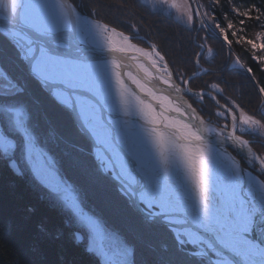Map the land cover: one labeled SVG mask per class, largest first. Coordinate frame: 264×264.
<instances>
[{
  "label": "snow or ice",
  "instance_id": "snow-or-ice-1",
  "mask_svg": "<svg viewBox=\"0 0 264 264\" xmlns=\"http://www.w3.org/2000/svg\"><path fill=\"white\" fill-rule=\"evenodd\" d=\"M220 2L145 0L195 33L186 56L169 60L135 23L120 30L97 7L0 0V163L51 195L98 264H136V245L87 208L96 185L116 190L140 233L168 241L158 264L175 255L264 264V153L253 147L264 113L258 119L225 95L222 78L202 80L218 70L203 66L219 55L215 41L251 74L232 50L246 43L264 71V7L227 0L234 23L217 12ZM247 21L261 29L255 39L240 34ZM249 79L264 97V84Z\"/></svg>",
  "mask_w": 264,
  "mask_h": 264
},
{
  "label": "trees",
  "instance_id": "trees-1",
  "mask_svg": "<svg viewBox=\"0 0 264 264\" xmlns=\"http://www.w3.org/2000/svg\"><path fill=\"white\" fill-rule=\"evenodd\" d=\"M77 3L97 7L101 17L120 30L127 32L129 22L135 23L140 30L139 35L159 45L169 60L184 58L189 38L194 35L173 18L149 10L139 0H77ZM233 3L241 6L242 10L252 3L264 7V0H233ZM229 7L227 0H221L216 10L220 13V8L227 11ZM260 31L254 22L247 26L245 36L250 39ZM229 38L235 39L231 35ZM213 47L219 55L212 65L203 66L218 70L202 80L222 78L220 82L225 95L233 96L245 110L260 118L262 104L252 81L242 70L229 68L224 45L215 41ZM246 47V43H234V53L244 64L253 68L255 80L264 84V71L252 61ZM202 80L195 81L193 86L202 87ZM64 123H68L66 117ZM255 140L254 149L264 152V144ZM67 174L78 180L76 173L70 171ZM32 185L27 174L19 175L0 163V264H98V260L85 251L82 242H75L76 230L70 224L69 216L47 198L44 190ZM85 204L103 218L110 230L120 233L136 245V264H158V253L168 241L159 233H140L135 213L111 185H102L100 191L97 186L89 188ZM172 260L174 264H190L181 255L172 256Z\"/></svg>",
  "mask_w": 264,
  "mask_h": 264
},
{
  "label": "rangeland",
  "instance_id": "rangeland-1",
  "mask_svg": "<svg viewBox=\"0 0 264 264\" xmlns=\"http://www.w3.org/2000/svg\"><path fill=\"white\" fill-rule=\"evenodd\" d=\"M139 2L142 4V5H144V6H146L149 10H152V6H151V4H146L145 3V0H139ZM221 10H220V12H222V11H225V10H223V8H220ZM229 9H230V7L227 9V11L226 12H229V14H230V16H229V18L230 19H232L233 18V16L231 15V13H230V11H229ZM153 11V10H152ZM255 14V13H254ZM178 15V14H177ZM219 18H221L222 19V17H219ZM174 19V18H173ZM262 19H264V17H262ZM175 20V19H174ZM176 21V20H175ZM177 22V21H176ZM255 21H247L246 22V24H247V26H249L250 24H252V23H254ZM179 23V22H178ZM180 25H182L181 23H179ZM183 26V25H182ZM223 26V25H222ZM236 27L237 28H239L240 27V25L239 24H237L236 25ZM246 31H247V28H246ZM245 31V32H246ZM245 32L244 33H240L241 35H245ZM258 33V32H257ZM256 33V34H257ZM256 34H255V36H253V38H250V39H255L256 38ZM247 50H249V54L251 55V48H250V46L249 45H247ZM233 50V49H232ZM233 52H234V50H233ZM259 54H261V53H258V55ZM235 57H239L236 53H235ZM235 57H233L232 59H235ZM250 58H251V56H250ZM240 59V58H239ZM227 61H229V68H234V67H232L231 66V64H232V60L231 59H229V56H228V60ZM241 61V60H240ZM253 61V60H252ZM242 62V61H241ZM254 62V61H253ZM243 63V62H242ZM255 63V62H254ZM244 64V63H243ZM245 66H247L246 64H245ZM260 70H261V68H260ZM247 74V73H246ZM248 75V78H249V76H253L252 75V73L251 74H247ZM252 81V80H251ZM252 83H253V81H252ZM259 99L261 100V104H262V107H261V110H260V113H264V97H261V96H259ZM223 103V102H222ZM214 110V109H213ZM246 111H248V110H246ZM250 113V112H249ZM250 114H252V113H250ZM258 119H259V117H257ZM248 138V137H247ZM256 139L257 140H259L261 143H263L264 144V137H256ZM262 153H264V152H262ZM238 159H239V157H238ZM28 178H29V180L31 181V183L33 184V185H35L37 188H40V189H42L39 185H37L33 180H32V178H31V176L30 175H28ZM32 185V186H33ZM97 186V188H98V190L100 191L101 190V188H102V185H96ZM95 187V186H94ZM42 190H44V189H42ZM45 191V190H44ZM45 193H46V195H47V198H50L49 200H51L52 202H53V204L55 205V206H57V207H59L61 210H62V212H64V213H66L56 202H55V200L51 197V195L47 192V191H45ZM66 215H67V217H68V220L70 221V224L73 226V227H75V230H76V232H77V227H76V225L74 224V222H73V220H72V218H71V216L68 214V213H66ZM75 232V233H76ZM75 233H74V236H75ZM134 233V232H133ZM135 235H137V233H135ZM76 239V238H75ZM75 242L76 243H81L82 242V244L84 245V249H85V251L87 252V253H89L86 249H87V244H86V241H84V240H81V241H77V239L75 240ZM89 254H91V253H89ZM95 259H97L98 260V258L95 256V255H93V254H91ZM177 256V255H176ZM183 259V258H182ZM184 259H185V257H184ZM187 259V258H186Z\"/></svg>",
  "mask_w": 264,
  "mask_h": 264
},
{
  "label": "water",
  "instance_id": "water-1",
  "mask_svg": "<svg viewBox=\"0 0 264 264\" xmlns=\"http://www.w3.org/2000/svg\"><path fill=\"white\" fill-rule=\"evenodd\" d=\"M194 35H195V33H194ZM201 35H202V33H201ZM226 48V47H225ZM226 51H227V48H226ZM226 54H227V59H228V51L226 52ZM226 59V60H227ZM238 158V157H237Z\"/></svg>",
  "mask_w": 264,
  "mask_h": 264
}]
</instances>
